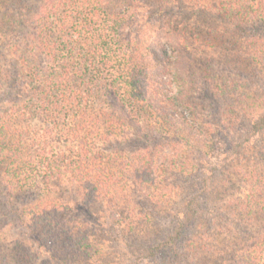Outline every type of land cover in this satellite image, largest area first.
I'll use <instances>...</instances> for the list:
<instances>
[{
    "label": "trees",
    "instance_id": "trees-1",
    "mask_svg": "<svg viewBox=\"0 0 264 264\" xmlns=\"http://www.w3.org/2000/svg\"><path fill=\"white\" fill-rule=\"evenodd\" d=\"M0 200V264H221L202 211L264 246V0H0Z\"/></svg>",
    "mask_w": 264,
    "mask_h": 264
},
{
    "label": "rangeland",
    "instance_id": "rangeland-1",
    "mask_svg": "<svg viewBox=\"0 0 264 264\" xmlns=\"http://www.w3.org/2000/svg\"><path fill=\"white\" fill-rule=\"evenodd\" d=\"M127 130L128 128L125 129L126 132H128ZM214 154L215 155H212V157L210 158L211 161H210L209 167L210 168L212 167L213 169H212V172L209 173V175L211 176L212 183L219 181L218 182L219 184L220 182H222L220 180L223 178V176H226V172L220 169L221 162L219 163V161L222 160V157L219 156L217 152H215ZM213 156H215V160H213ZM170 158H172L171 152L167 150L166 148L162 149V151H160L159 153H156V156H155L156 164L161 165L162 162L164 163V161L169 160ZM197 158H198V155H197ZM231 173L232 172L228 173L229 174L228 176H231L233 174ZM207 178H208V175H207ZM233 182H235L236 188H239L240 190L241 181H239V178L237 176H235V180H233ZM224 188H225V192L226 191L228 192V189L226 187ZM50 189H51L50 191L51 196L49 200L51 201L49 203L44 204L41 208H43L44 206L48 207L49 205H51V202L53 205L59 207L62 205V204H59L60 199L67 196V194L64 193L65 188L61 186H57V185L51 186ZM239 194L240 195L236 194L235 196H237L240 199L243 198V202L245 204L250 203L249 198H246L245 196L241 195V192ZM221 199L226 200L227 199L226 195H222ZM1 204H3V200H0V237L3 239V241L1 240L0 244L5 246L10 241L16 243V240L20 238L22 231L20 230L21 228L19 229L17 227L18 224L13 218H12L13 221H10L9 219H6V218H2V214L4 213L3 212L4 210L1 208ZM218 206H220V204H218ZM214 216L215 214H211V217H207L205 212L202 211L201 217L197 219V221L194 222L193 225L188 228V230L185 231L184 235L190 234L198 238V239H192V240L193 241L195 240V244H197L198 246H204L205 252L208 251L210 244H212L214 248L213 254L220 256L221 264H239V263L237 262V259H235V257L228 258L229 256H227L226 254L224 255L225 250L223 249L221 251L219 247L220 245L222 248H225V247L233 248L235 246L234 243H237L240 246L247 245L250 243L251 245L249 246H252L251 250L254 252V254L258 253V254L264 255V246L263 245L260 246L259 245L260 243H254L257 239L260 238V234H261V231L258 229V226L255 225V223H249V222L246 223V221L245 223L240 222L238 220L237 215L231 216L229 218L230 220V223H229L226 217L221 216V218H216V219L222 220L220 221L221 226L220 228H218L217 226H213L215 224L212 225L211 223L212 220H215L213 218ZM160 225L162 226L164 225L166 227L167 223L161 222ZM253 225L255 227H253ZM186 239H191V238L186 237ZM186 245L188 244L184 243L182 247H185ZM172 253L173 252L166 253V256L162 255L158 259L164 261L166 258L167 262L169 260H172L173 262L172 264H176L178 261L181 264H185V261L180 259L181 256L179 258H175L177 255L175 253L174 254ZM119 263L120 261H118L117 259L114 261V264H119Z\"/></svg>",
    "mask_w": 264,
    "mask_h": 264
}]
</instances>
